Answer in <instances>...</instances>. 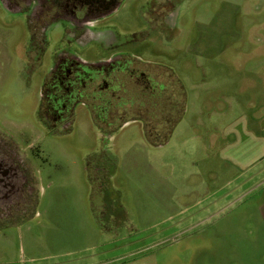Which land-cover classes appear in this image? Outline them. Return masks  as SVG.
Returning <instances> with one entry per match:
<instances>
[{
    "label": "rangeland",
    "instance_id": "rangeland-1",
    "mask_svg": "<svg viewBox=\"0 0 264 264\" xmlns=\"http://www.w3.org/2000/svg\"><path fill=\"white\" fill-rule=\"evenodd\" d=\"M10 5L0 0V135L32 195L0 221V264H264V0H123L79 40L47 26L59 44L42 51ZM59 46L90 61L136 54L165 89L96 102L107 132L91 98L51 131L40 96ZM182 111L165 145L146 140Z\"/></svg>",
    "mask_w": 264,
    "mask_h": 264
},
{
    "label": "flooded vegetation",
    "instance_id": "flooded-vegetation-1",
    "mask_svg": "<svg viewBox=\"0 0 264 264\" xmlns=\"http://www.w3.org/2000/svg\"><path fill=\"white\" fill-rule=\"evenodd\" d=\"M122 1L9 0L11 10H18L22 6L26 11L28 20L34 24L33 38L41 51L49 46L52 39L58 42L56 45L59 44V33L48 38L47 26L62 25L60 29H65L67 35L79 40L80 36L91 34V27L86 26L89 22L101 24L106 21L119 9ZM108 46L112 47V44ZM55 52L46 78L43 79L40 96V113L43 114L40 120L51 131L71 126L78 106L88 105L83 99H93L89 104V108L94 110L91 118L100 128L107 130L113 123L108 121L107 113L97 110L96 102L108 104V109L112 105L110 100L122 99L123 107L132 105L134 97L136 99V96L127 99L132 89L139 88L142 96L150 97H157L165 89L162 84L155 83L151 72L147 74L144 69H140L143 65L140 61L143 60L136 54L117 51L105 59L90 61L77 55L70 47L59 46ZM9 141L8 137L0 135L1 222L13 219L18 207L25 204L26 198L32 195L25 162Z\"/></svg>",
    "mask_w": 264,
    "mask_h": 264
},
{
    "label": "crops",
    "instance_id": "crops-1",
    "mask_svg": "<svg viewBox=\"0 0 264 264\" xmlns=\"http://www.w3.org/2000/svg\"><path fill=\"white\" fill-rule=\"evenodd\" d=\"M182 119V118H181ZM124 126V125H123ZM118 128H121L122 126H117ZM164 129V128H163ZM174 130H175V128L173 129V131L171 132V134H167L168 132L164 129V132H167V133H163V134H161L160 135V129L157 131V135L155 136V138H157L158 139V137H160V139L158 140L159 142L157 143V144H153V143H151L147 138H146V140L149 142V143H151L153 146H155V147H158V146H163V145H165L169 140H170V138H171V136H172V134H173V132H174ZM106 132H107V130H105ZM109 132V131H108Z\"/></svg>",
    "mask_w": 264,
    "mask_h": 264
},
{
    "label": "trees",
    "instance_id": "trees-1",
    "mask_svg": "<svg viewBox=\"0 0 264 264\" xmlns=\"http://www.w3.org/2000/svg\"><path fill=\"white\" fill-rule=\"evenodd\" d=\"M183 112L184 111H182V113L180 114V116L179 117H175V118H171V119H174L173 120V125L172 126H169V124H168V126H166L164 129L168 132L167 134H171V132L173 131V129H174V127H176L175 125L180 121V119L182 118V115H183ZM173 116V115H172ZM146 135V134H145ZM147 137V139L150 141V138L148 137V136H146ZM154 139H157V138H155L154 137ZM151 143H153V144H157L159 141H158V139L157 140H151L150 141Z\"/></svg>",
    "mask_w": 264,
    "mask_h": 264
}]
</instances>
